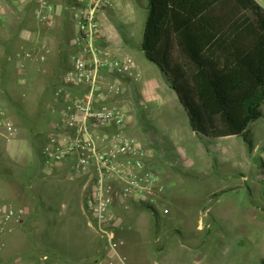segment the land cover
Segmentation results:
<instances>
[{
    "label": "rangeland",
    "instance_id": "1",
    "mask_svg": "<svg viewBox=\"0 0 264 264\" xmlns=\"http://www.w3.org/2000/svg\"><path fill=\"white\" fill-rule=\"evenodd\" d=\"M51 1L56 11L46 24L34 17V0H0V102L18 130L11 142L0 137V171L7 173L0 177V203L24 210L0 237V264H44L48 253L37 248L42 239L82 259L52 264H105L106 244L82 211L86 179H70L67 169L54 173L36 162L58 117L56 94L74 32L73 0ZM256 1L264 7V0ZM147 6L148 0H123L104 20L113 53L131 57L136 73L124 79L123 94L110 103L127 114L123 132L147 150L146 164L159 178L148 201L115 209L116 238L124 242L120 252L127 264H262L264 102L262 118L250 126L252 150L240 137L195 135L140 49ZM18 52L32 55L23 71ZM37 194L48 195L41 211ZM86 253L91 257L85 259Z\"/></svg>",
    "mask_w": 264,
    "mask_h": 264
},
{
    "label": "built area",
    "instance_id": "2",
    "mask_svg": "<svg viewBox=\"0 0 264 264\" xmlns=\"http://www.w3.org/2000/svg\"><path fill=\"white\" fill-rule=\"evenodd\" d=\"M34 1V17L49 24L55 5L51 0ZM122 1L73 0L69 65L56 94L58 117L51 124L41 152L46 169H67L70 179L73 175L86 179L82 211L89 227L106 244L105 264H127L120 252L124 242L115 234L119 226L114 221L115 209L119 206L128 210L130 204L148 201L159 181L146 164L147 150L123 132L127 114L110 103L123 94L124 79L136 78L134 60L113 53L104 27L107 11ZM16 58L19 71H23L32 55L18 52ZM17 133L0 102V137L11 142ZM23 213L22 209L0 203V237L11 231L9 224L20 221Z\"/></svg>",
    "mask_w": 264,
    "mask_h": 264
},
{
    "label": "trees",
    "instance_id": "3",
    "mask_svg": "<svg viewBox=\"0 0 264 264\" xmlns=\"http://www.w3.org/2000/svg\"><path fill=\"white\" fill-rule=\"evenodd\" d=\"M140 49L195 135L240 137L252 150L250 126L263 116L264 7L256 0H148ZM41 152L36 162L43 167ZM46 197L37 194L38 210ZM42 240L37 248L52 255H43L44 264L82 261L63 244Z\"/></svg>",
    "mask_w": 264,
    "mask_h": 264
}]
</instances>
